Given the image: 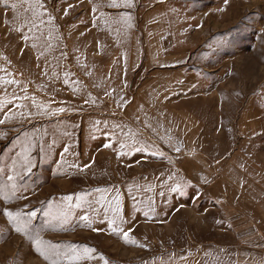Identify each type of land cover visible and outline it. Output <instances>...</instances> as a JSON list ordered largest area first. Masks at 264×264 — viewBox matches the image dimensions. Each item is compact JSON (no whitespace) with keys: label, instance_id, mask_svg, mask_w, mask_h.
<instances>
[{"label":"rangeland","instance_id":"374dc122","mask_svg":"<svg viewBox=\"0 0 264 264\" xmlns=\"http://www.w3.org/2000/svg\"><path fill=\"white\" fill-rule=\"evenodd\" d=\"M151 1L154 20L145 21L103 14L133 13L144 0H0V175H22V185L36 177L53 210L37 214L32 234L58 249H37L13 229L0 264H247L241 222L264 221V0ZM151 28L155 45L180 57L172 66L194 79L181 100L192 116L153 119L171 140L168 156L146 138L155 134L145 129L149 111L128 107L143 102L103 90L130 94L128 57ZM100 93L108 98L83 99ZM102 114L103 127L134 126L143 139L98 134ZM190 122L201 130L200 181L178 168L194 150L174 130L188 132ZM53 176L83 178L59 195L65 204L48 193ZM64 214L66 223L53 219ZM47 220L58 227L39 229Z\"/></svg>","mask_w":264,"mask_h":264},{"label":"crops","instance_id":"0c3cea01","mask_svg":"<svg viewBox=\"0 0 264 264\" xmlns=\"http://www.w3.org/2000/svg\"><path fill=\"white\" fill-rule=\"evenodd\" d=\"M144 4L149 5V7H145L144 10L138 8V5H144ZM153 5L154 4L152 1L150 2V0H144L143 3H137V7L135 9V12L133 13H131L132 11L131 12L112 11L111 14H107L106 12H104L103 14L112 15L116 13L115 15L125 16V18L128 19H130L129 16H132L137 20L140 18L142 19L145 18L146 19L145 21H152L154 20V14H155V11L151 10ZM117 7H120V9H122L121 1L118 3ZM159 11L160 8L157 9L156 11L157 18H159ZM143 35L144 37L145 36L150 37V38H146L140 43L143 47V55L142 53H140L141 45L138 44L137 53L135 52V48H134L133 52L129 55L127 61V64H129L128 67L131 68V70H133L132 75L129 76L132 85V89H130L131 91L130 94L129 95L122 94L120 90L121 88H119V86L114 87L109 85L106 86L105 89L103 90L104 91L107 90L108 87L109 90L108 92L111 94L110 96L114 100L125 99L128 100L130 103L132 101L143 102L139 105H136V107H132V103H131L129 104L128 107H131L136 111H139V108L143 107L144 110L149 111L146 113V115L147 117L152 118V122L150 123V121L147 120L145 124V129L146 132L147 130L151 129L155 131V134L153 135V137L146 134V138L150 140V142L154 143L162 153L168 156V151L165 148L166 146L164 147L163 143L165 142L168 143L171 140L168 137V135L164 133V131L158 130L157 128L156 130H154L153 119L154 117L163 118L164 116L169 117L170 115L192 116L189 113V109L186 108L183 103H181V100L184 99L182 93L186 90V86L194 83V79L192 77L193 72L188 69L189 67L172 66L175 59L177 60L180 57L176 56L177 54L175 52H172V48L170 46L163 47L161 46V44L155 45L153 39L155 36V32L153 28H151V30L145 29ZM105 83L106 80L104 81V84ZM101 90L102 89H100V91ZM103 94L100 93L97 95V97L93 96V99H91V97L87 95H84L83 99L85 101L96 100V99L98 101H105L108 97H106L107 95H103ZM133 116L137 117L138 114L136 115L133 114ZM106 121H107L106 114H102V116L99 118L98 121L99 123L98 124L99 132L97 131L98 134L102 133V129H104V131L107 129L106 132L104 133L115 134V135L117 134V138L124 139L126 141L131 142L132 139H137L138 137H142L143 139L144 132L141 131L138 132L137 127L130 126L128 132H125L120 129L118 130L117 128L118 126L116 124H111V123L108 124L113 126L110 128H107L106 125L103 127L101 122L106 123ZM133 122H140V121L138 119H134ZM7 127L8 126H6V128ZM189 129L190 130L188 132L174 130L175 134L178 135V137L181 139V141L184 144L182 149H184L185 146L188 145L190 146L191 149L194 150L192 151L194 153L189 154V156L187 157L188 159L184 157L180 161L178 168L180 170V173L181 174L183 173L185 175H186L185 170L189 168V170L192 171L194 169L191 173H189V175L190 174L193 175L195 181H200L202 178L201 168L203 164V158L205 159V155H203V153H199L202 151L203 148L202 143L199 144L200 139H198L199 135L201 134L200 125H198L197 128H194L192 122H190ZM195 134L197 136V139L195 138ZM109 138L116 139V136H109ZM175 148L177 150L179 147L175 146ZM7 149H9V147ZM209 149L211 152L212 148ZM22 153L24 155L23 151H21V153L18 154L17 167L18 166L20 167L21 164H24V162H21L20 160L21 157H23ZM132 155L134 154L131 152L130 157H132ZM104 156L106 157V153H104ZM185 159H187L188 161H186ZM134 163L138 164L137 161H135ZM38 165L41 164L38 163L37 166H35V168H39ZM19 170L21 171V169ZM54 176L48 179L53 181L55 180V182L53 183H57V186H55L57 188L55 189L51 187L50 189H48L49 191L50 190L51 191L50 192L47 191V192L50 194V197H53V202L56 203V206H58L60 204H65V202L59 199V195L63 194L66 188L72 190L74 185V180L77 181L83 178L76 176H74V178H68L64 176H59V177H54ZM9 177H11L12 179L9 180ZM23 177L24 179H26L27 177L30 176L24 175ZM0 178L4 180V181L0 180V237L5 236L3 239H1L2 241L0 243V246H2V245L12 244L11 242L8 241V239L12 236L10 235V232H15L12 231L13 229H15V226L10 224L7 217L3 214V211L5 209L10 210L12 212H21L23 214L32 211L37 212V214L41 212L50 213L53 210V204L50 203L49 197L47 195L45 196L40 191H36L35 187L37 186L36 182H38V180L36 179L35 176L32 179L29 178L28 181L26 180L27 184L25 185H22V175L16 174V175L5 176L4 174H1ZM48 179H44L41 181H45ZM26 186H28V188L30 187L31 190L34 189L35 194L34 193L31 194L32 193L31 192L28 195L25 189ZM250 219L251 220H245L244 222H241L240 239L244 243L242 256L245 258V260L243 261L247 262V264H252V262L255 264H264V221L256 220L253 217H251ZM51 223H52L51 220H47L45 221V224L43 226L39 227V229L43 227L45 228L58 227L57 224H51ZM61 227H64V225L62 224ZM23 237L27 239V237L24 234ZM27 241L30 242V240L28 239ZM0 250H3V248L0 247Z\"/></svg>","mask_w":264,"mask_h":264},{"label":"snow or ice","instance_id":"6c2138e0","mask_svg":"<svg viewBox=\"0 0 264 264\" xmlns=\"http://www.w3.org/2000/svg\"><path fill=\"white\" fill-rule=\"evenodd\" d=\"M225 3H227V0H225ZM5 6H7L6 0H5ZM13 7H15V5H13ZM65 109L60 108L59 111L63 112ZM0 123H3L2 120H0ZM107 146V145H106ZM67 148H65V152H67ZM177 151H179V149H177ZM30 163V161H29ZM28 171H31V167L28 168ZM12 178L9 177V180H11ZM181 186L177 185V189H179ZM67 200L71 201L72 197H67ZM79 206V205H77ZM3 214L7 217L8 221L10 224L15 226V231L22 233L26 236H28L30 239L33 240V242L35 243V245L37 246V249L40 248L41 245L43 244H47L49 251L51 252V254L53 255H57L58 254V249L57 246L54 244H51L50 242H45L43 241L40 237L39 234H32V230H31V226H32V221L33 219L37 216V213L35 211L29 212L27 214H23L21 212H12L10 210L5 209L3 211ZM48 215H51L50 213ZM53 219H56L57 221L61 222V223H66L67 222V215L64 214L60 217H53ZM85 220H87V217H84ZM112 224L115 225L116 221L113 220ZM119 229L114 228V231H117ZM122 231V230H119ZM123 237L125 238V242H129L128 241V236H129V232L127 231H123L122 232ZM134 243V241H132ZM88 251V250H86ZM53 264H57L56 261H53ZM105 264H107V261H105Z\"/></svg>","mask_w":264,"mask_h":264}]
</instances>
